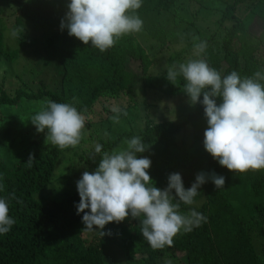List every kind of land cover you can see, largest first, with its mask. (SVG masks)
Returning a JSON list of instances; mask_svg holds the SVG:
<instances>
[{
  "label": "trees",
  "instance_id": "trees-1",
  "mask_svg": "<svg viewBox=\"0 0 264 264\" xmlns=\"http://www.w3.org/2000/svg\"><path fill=\"white\" fill-rule=\"evenodd\" d=\"M206 1L195 2L198 10L190 13L178 0H143L136 13L143 20L141 32L149 39L153 34L163 45L168 38L172 43L150 53L132 33L102 53L69 36L67 29H60L70 0H0V64L6 63L0 68H8L16 63L18 54L29 51L39 66L53 72L47 84L39 79L36 91L27 89L24 82V88L13 95L3 88L4 83L0 87V198L7 200L9 215L15 219L11 230L0 234V264H167L169 257L178 264H264V169L233 173L207 153L203 146L207 121L201 104L185 107L175 120L161 122L147 116L144 98L129 97L125 106L116 107L119 113L109 106L102 108L108 113L105 116L95 112L101 101L115 100L122 94L131 96L135 79L156 78L144 83L146 91L180 95L185 81L180 76L175 84L168 81L167 67L194 56L205 59L222 76L232 71L242 78L264 72V46L249 31L262 21L264 33V0H212L213 6ZM10 8L18 13L15 38L2 21V10ZM237 8L242 9L239 16ZM178 12L182 17L177 19ZM167 17H172L170 27ZM219 29L224 32L222 38H217ZM194 36L198 37L195 41ZM201 41H206V50L196 55L194 44ZM136 62L140 75L129 70V65ZM160 66H167L164 73ZM24 68L27 76L35 74L32 66ZM47 100L72 103L85 117L84 133L106 126L112 137L105 140L99 136L102 152L126 148V139L140 136L149 148L137 154L138 158L151 160L148 172L153 185L161 190L174 172L181 174L185 189L191 187L199 172L224 176L223 188L216 189L208 179L192 205L180 204L182 214L194 209L207 218L206 222L191 232L181 231L174 237L173 246L160 250H153L144 240L140 232L142 217L108 223L104 231L111 235L87 234L83 213L77 214L78 191L68 192L61 199L43 197L57 181L58 167L71 150L53 146L35 126L24 133L14 130L24 109L28 117L32 116ZM116 115L119 122L113 120ZM97 135L94 132L90 137ZM85 142L82 138L79 144ZM30 154L35 157L31 167L26 163ZM13 194L23 203H17Z\"/></svg>",
  "mask_w": 264,
  "mask_h": 264
},
{
  "label": "clouds",
  "instance_id": "clouds-1",
  "mask_svg": "<svg viewBox=\"0 0 264 264\" xmlns=\"http://www.w3.org/2000/svg\"><path fill=\"white\" fill-rule=\"evenodd\" d=\"M142 3L143 0H70L60 29H67L69 36L103 53L123 36L142 30L143 20L136 14ZM18 32L12 29L11 36L17 37ZM197 39L193 37L194 41ZM206 47V41L195 43L196 55L205 52ZM178 76L185 81L183 91L189 103L203 106L207 121L203 146L207 153L233 173L264 169V72L256 71L251 77L242 78L232 71L222 76L200 58L168 68V81L175 84ZM113 111L119 113L120 109ZM123 114L126 116L127 112ZM113 120L119 122V115ZM30 121L37 132L44 133L45 139L61 150L75 148L84 134L85 117L72 103L47 100ZM123 143L126 148L111 152H102V145L96 144L95 154L100 155L98 167L93 172L84 171L76 182L80 197L76 208L78 215L83 213V230L104 237L111 235L104 231L108 223L118 224L129 216L142 217L140 232L144 240L153 250H160L173 246L174 237L181 231L191 232L206 222L207 218L194 209L182 214L180 204L192 205L198 189L208 179L216 189L223 188L224 176L199 172L191 187L185 189L181 174L174 172L168 175L167 187L161 190L153 185L149 175L151 160L138 158L137 154L149 148L142 138L134 136ZM33 160L35 157L30 154L26 162L29 167ZM12 198L23 203L14 194ZM14 224L7 200L0 198V234H7Z\"/></svg>",
  "mask_w": 264,
  "mask_h": 264
},
{
  "label": "rangeland",
  "instance_id": "rangeland-1",
  "mask_svg": "<svg viewBox=\"0 0 264 264\" xmlns=\"http://www.w3.org/2000/svg\"><path fill=\"white\" fill-rule=\"evenodd\" d=\"M194 1L197 3L202 2V0H194ZM178 2L183 7H188L187 11L190 13H193L194 11L196 12L198 10V4L193 2L192 0H178ZM205 4H212L213 6L215 5V2H213L212 0H208L205 2ZM240 10L242 9L237 8V12L235 11L236 15L239 16V14L241 13ZM1 15H2L3 24L6 26V28L9 29V31H11L12 29H15V25H16L15 20L18 16V13H16V9L15 8L4 9L2 10ZM176 16H177V19L182 17L180 12H178V15L176 14ZM187 17L189 18L188 14H187ZM160 19H158L159 23H160ZM170 20L172 21V17H167L168 27L171 26ZM162 22L164 23L165 21H162ZM255 26L256 28L254 30L253 28L249 29V31L252 33L250 35L251 37L252 36L257 37L256 39H258L260 43L262 44V46H264V33L262 30L263 22L259 21L258 23H255ZM216 32H217L216 34L217 38H222V35L224 32L220 29ZM172 35L170 34L169 37H172ZM136 36L141 41V43L144 45L146 50L150 53L158 52L161 49V47L165 48V46H169L172 43L170 38H168V41H165L166 44L163 45V42L156 40L153 34L150 37L151 39H149L148 38L149 35L141 31L136 33ZM213 46L217 47L216 41L213 44ZM171 54L173 55L174 53H171ZM160 56H163V55L160 54ZM18 57L19 58L18 60H16V63H12V64L8 63L9 64L8 68H4V67L0 68V87L2 83H4L3 88L6 90L8 94L13 95L17 90L24 88V83L28 85L27 89L29 88V90L32 89L31 91H36L39 79L41 78L44 79L46 84L52 79L53 72L51 68L49 67L44 68V66H39L37 63L36 57L32 56V54L29 51L21 52L20 55L18 54ZM194 57L195 58L193 59H198V57L196 56ZM162 59H164V57ZM0 66H6V63L3 62L0 64ZM24 66H32V70L35 71V74L31 75L29 73L27 76L26 69L24 68ZM166 67L167 66H160V71L164 73V70L166 69ZM129 70L133 72L134 74H138V75L141 74V68L138 62L130 64ZM40 71H44V73L41 74ZM155 79L156 78L154 79L144 78L143 80L135 79L133 81L135 82V85L133 87L134 90L131 96L127 94H122L115 100L101 101L96 106L95 112L101 113L103 116H105L108 113L106 114L105 111L102 110L103 107L105 108L109 106L110 109L113 110L117 106L119 107L125 106L130 99L129 97L139 99V100L144 98L146 99V104H147V108H146V111L148 113L147 116H149V118L152 119L154 122H161V121L175 120L180 115V111L183 110L185 107H189V108L194 107V105H191L189 103L188 96L184 93L183 90H181L180 92V95L182 97H180V95L178 96L162 95L160 93H154L151 90L146 91V89L144 88V83L145 82L146 84L152 83L154 82ZM145 92H146V96H144ZM24 110L23 112H21L23 114H21L20 118L17 121L16 126L14 127L15 132L24 133L27 128L28 129L26 131H28L29 128L33 129L34 125L30 121L31 115H29L28 117V112ZM28 121H29V124H28ZM143 123L144 122L141 120L140 122L141 125L139 126L142 127ZM105 127L106 126L98 127V129H90L89 131H86L82 137L83 140L86 141L85 143L78 144V145H81L79 147L77 145L75 148H72V147L67 148V150H71V151H67V153H70L68 157H71V159L67 161L66 158L68 157L66 156V154L63 156V160H66V161L64 163H60L61 165L58 167V171H57L58 179L54 184H52V186L46 192L43 193V197H49L51 200L61 199L68 192H76L77 191L76 182L81 178L83 172L84 171H89V172L95 171V168L98 167L99 160H100V156L97 157V154H95V145L99 144L98 138L100 136L101 138H104L105 140H107L108 138L111 139L112 137L110 135L108 136L103 135L105 132H107ZM94 132H97L98 135L94 136V139H92L93 137H90V135H92ZM88 160L90 161L87 162ZM63 169H65V171H63V173L60 174ZM93 227L95 229L96 226H93ZM87 234H91L90 235L91 237H95L96 235H98V232L87 231ZM114 249H117V244L114 246ZM169 260L172 262V264H178V261L171 257H169L165 263H167V261Z\"/></svg>",
  "mask_w": 264,
  "mask_h": 264
}]
</instances>
